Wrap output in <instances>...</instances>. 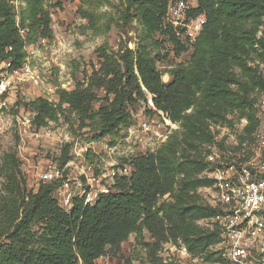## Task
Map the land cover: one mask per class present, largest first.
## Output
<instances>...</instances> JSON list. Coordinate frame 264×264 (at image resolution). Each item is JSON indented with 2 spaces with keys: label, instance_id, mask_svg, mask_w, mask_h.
Masks as SVG:
<instances>
[{
  "label": "trees",
  "instance_id": "trees-1",
  "mask_svg": "<svg viewBox=\"0 0 264 264\" xmlns=\"http://www.w3.org/2000/svg\"><path fill=\"white\" fill-rule=\"evenodd\" d=\"M112 5L110 0H95ZM170 0H123L119 20L140 26L134 49L105 45L96 49L97 67L73 88H57L54 102L37 97L23 103L35 128L72 112L94 138H117L131 126L133 110L142 105L146 115L162 113L179 124L153 151L123 160L129 174L112 178L109 191L93 204L74 198L67 210L54 195L57 181H39L28 189L15 152L4 153L0 163V264H96L100 256L119 257L122 243L133 234L147 249L151 264L166 241L182 242L193 255L201 254L218 234L196 232L194 221L215 209L193 200L196 190L211 180L200 177L207 167L203 152L213 140L210 122H227L228 114L246 119L241 140L258 125L257 103L264 94V0H196L191 15L203 14L205 23L190 47L181 44L166 22ZM17 12L14 0H0V59L21 67L25 46L51 40V16L44 0H24ZM91 28L96 14L81 9ZM165 42L174 57L188 48L187 61L169 70L162 81L157 62ZM98 91H102L100 96ZM17 96V95H16ZM16 99V97H15ZM101 104L95 108V103ZM18 101L16 104H19ZM189 110V112H188ZM203 144L202 153H192ZM71 142H66L69 149ZM222 146V145H221ZM90 155L86 153L85 156ZM71 159L60 157L58 165ZM147 233L152 242L145 241Z\"/></svg>",
  "mask_w": 264,
  "mask_h": 264
},
{
  "label": "rangeland",
  "instance_id": "rangeland-1",
  "mask_svg": "<svg viewBox=\"0 0 264 264\" xmlns=\"http://www.w3.org/2000/svg\"><path fill=\"white\" fill-rule=\"evenodd\" d=\"M44 1L49 6L53 38L50 41L45 39L43 43L38 40L34 44H28L25 50L30 63L40 71L45 90L53 89V87L69 88L75 85L77 80L85 81L92 66H98L96 49L101 45L113 51L117 50L119 45H126L131 49L136 47L141 28L136 21L130 22L127 26H123L120 22L119 12L123 0H110L111 6L97 5L95 0ZM24 4V0H14L17 12ZM81 9H87L96 14L95 28H91L88 20L82 17ZM161 53H168L165 59L157 62V67L162 73V81L167 83L170 79L169 70L187 61L191 49L188 48L179 57H174L170 45L165 42ZM30 91L29 85L19 84L15 93L17 96L6 94L0 101V163L4 153L15 152L21 161V169L25 174L28 189H36L39 183V171L47 167L49 163L58 164L60 157L69 153V149L65 147L66 139L71 144L90 146V155L84 154L74 159L73 175H80L82 170L88 175L95 174L102 177L101 182L107 187L112 184V178L107 176L111 169L116 171L122 167L123 160L130 158L133 154L145 153L158 147L159 141L152 132H142L138 129V123L147 116L142 105L133 110L131 127L136 129V134L131 138L127 137L126 130H122L119 137L115 139L109 136L96 139L91 127L81 126L75 114L66 111L67 117L61 116L57 121L49 122L44 127L42 136L32 137L30 133H25L21 139L15 117L30 116L31 118L23 104L31 99ZM52 94L50 92V96ZM98 94L102 96L103 92L98 91ZM6 98H9L8 102L2 105V101ZM18 101L20 103L16 104ZM100 104L101 101L95 103L94 107L97 108ZM228 117L232 118L234 123L240 121L238 116L233 114H228ZM109 147L116 149L110 152ZM202 151L203 144H197L192 153L200 154ZM204 187L198 188L193 197L194 201L202 205L208 204L209 200ZM54 195L58 197L59 194L55 191ZM208 218L209 216H203L194 221L193 226L196 232L204 234L212 232L208 227ZM144 238L145 241L152 242L147 233ZM216 243L217 240L214 237L202 252L205 253L208 263L216 260L213 252ZM121 255L131 258L133 264H151L146 247L136 243L133 234L122 243ZM157 255L161 261L164 259L159 251ZM96 264H123V260L119 257L104 255V259L96 261Z\"/></svg>",
  "mask_w": 264,
  "mask_h": 264
},
{
  "label": "built area",
  "instance_id": "built-area-1",
  "mask_svg": "<svg viewBox=\"0 0 264 264\" xmlns=\"http://www.w3.org/2000/svg\"><path fill=\"white\" fill-rule=\"evenodd\" d=\"M196 2L170 0L166 12V22L173 27L178 41L186 47H190L196 40L205 23L203 14H189ZM39 41L43 43L45 39ZM260 67L264 72V63L260 64ZM19 84L31 87V99L44 97L51 102L55 100L57 87L44 89L41 73L30 63L28 56L18 68H12L10 60L0 59V101L3 95H15ZM73 86L62 89L70 90ZM50 92L53 93L52 96ZM7 100L9 98L3 100L2 105H5ZM257 106V128L244 140L239 138L246 124L244 118H241L239 123L233 121L232 125L227 122L209 123L213 140L205 145L203 155L207 167L199 175L211 180V184L205 186L204 191L209 197L208 205L215 209V213L208 218V227L218 234L217 243L213 247L216 260L208 263L205 253L193 255L184 243L169 240L162 243L158 250L164 257L163 263L264 264V94ZM160 115L162 119L158 114H153L147 115L138 123L140 131H150L156 136L158 146L173 129L179 128L178 123L171 122L162 113ZM15 119L21 139L25 133H30L32 137L44 134V127L33 128L30 116H16ZM126 132L127 137L131 138L136 134V129L130 126ZM65 141L70 142L67 139ZM115 149L109 147L110 152ZM89 150L90 146L71 144V159L62 165L49 163L38 172L39 181L60 183L57 189L60 194L58 200L67 210L74 198L82 199L84 204H93L99 194L109 191V187L101 182L102 177L88 175L83 170L80 175H73L74 159L90 153ZM129 171V167L123 165L116 171L111 169L107 176L113 178L118 174L127 175ZM102 259L104 256H100L97 262Z\"/></svg>",
  "mask_w": 264,
  "mask_h": 264
},
{
  "label": "crops",
  "instance_id": "crops-1",
  "mask_svg": "<svg viewBox=\"0 0 264 264\" xmlns=\"http://www.w3.org/2000/svg\"><path fill=\"white\" fill-rule=\"evenodd\" d=\"M59 194V193H58ZM57 198H60V194L58 195V197Z\"/></svg>",
  "mask_w": 264,
  "mask_h": 264
}]
</instances>
